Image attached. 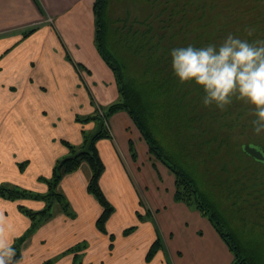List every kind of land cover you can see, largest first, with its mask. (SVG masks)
Returning a JSON list of instances; mask_svg holds the SVG:
<instances>
[{
	"label": "crops",
	"instance_id": "obj_1",
	"mask_svg": "<svg viewBox=\"0 0 264 264\" xmlns=\"http://www.w3.org/2000/svg\"><path fill=\"white\" fill-rule=\"evenodd\" d=\"M94 2L0 0V157L20 173L22 184L40 192L47 186L39 177H51L56 163L70 155L64 141L80 147L97 129L96 120L79 119L119 100L115 74L95 44ZM108 129L111 137L96 142L105 166L99 185L114 207L107 234L97 229L103 209L87 189L91 170L82 164L59 184L73 218L57 209L41 225L32 238L30 262L39 264L38 254L45 248L58 251L85 241L84 254L96 264H140L141 259L142 264H163L165 243L176 264H230L233 254L209 219L175 200V176L150 153L130 115L114 114ZM21 163H26L24 169ZM29 202L35 211L45 207ZM21 205L0 198V218L12 240L31 225ZM127 221L133 226L127 227ZM158 234L163 250L147 263ZM45 241L49 245L42 248Z\"/></svg>",
	"mask_w": 264,
	"mask_h": 264
},
{
	"label": "trees",
	"instance_id": "obj_2",
	"mask_svg": "<svg viewBox=\"0 0 264 264\" xmlns=\"http://www.w3.org/2000/svg\"><path fill=\"white\" fill-rule=\"evenodd\" d=\"M111 1L95 0L93 4L95 44L101 57L115 74L119 100L106 108H99L93 117L79 119L80 121L93 119L98 123L102 118L104 126L101 134L93 143L89 154H81L74 159H68L67 156L56 163L52 176L45 179L49 188L47 194L33 195L28 191L3 186L0 187V198L13 201L21 198L49 201L40 211L20 206L21 212L31 220L28 235L34 234L41 225L53 217L54 201L62 204L65 214L73 216L67 200L64 202L65 197L59 191V184L64 176L75 172L82 164H87L91 170L87 189L103 209L96 226L100 232L107 234L106 223L114 212V207L109 203L99 185L105 166L96 142L111 137L108 129L110 117L120 111H126L146 140L150 153L175 176V200L187 206H194L209 219L232 252L233 264H261L258 255L248 249L245 250L235 233L225 230L223 216L217 207L201 191L198 183L187 170L180 166L181 161L164 153L153 131L159 130L158 121H164L175 143L179 145L181 151L185 152L183 156H190L199 165L203 164L201 163L203 161L205 164L214 165L220 160L225 164L239 165L238 159L242 150L245 160L253 161L255 169L250 175L256 178H246L249 174L242 172L241 184L247 185L248 179L257 181V177L264 178V162L247 155L243 150L244 145L241 144V137H244L246 144L264 151L255 139H249L243 135L246 125L242 124L241 130V125L238 124V120L242 122L246 120L250 122L249 125L247 124V130L253 129L251 121L255 117L252 115L251 106L234 100L224 112L214 105L205 107L202 103V90L194 83L179 82L172 72L169 56L170 50L175 47L189 44L195 46L218 44L229 34L249 40L264 39V0H138L137 3L133 0L134 2L130 5L124 2L125 11L123 15L114 18L115 20L111 18L113 13ZM38 6L42 11L39 4ZM111 19L114 20L112 23ZM246 29H255L251 37L247 35ZM33 31H35L34 28L29 32ZM89 135L85 136L83 145L80 147L72 146L64 141L70 149V155L85 147ZM130 144L133 148V142ZM243 163L241 162L240 165ZM25 164L21 163L20 167L23 168ZM226 173L234 174L239 180V177L235 175L239 173H236L234 168ZM254 184L256 187V183ZM219 185L220 183L216 184L217 190L221 188ZM246 188L249 190L246 195L253 193L254 196L251 195L243 204L241 193V209L243 210V206L254 207L256 213H261L264 185L261 189L259 186V189L255 191L248 186ZM220 195L221 191L217 196L220 197ZM238 200H240L238 197L232 199V204H239ZM134 230L135 227H132L125 234L128 235ZM28 235L21 236L14 242L17 259L22 256L21 247ZM162 250L163 242L158 234L145 261L152 262ZM74 257L78 258V255L74 253Z\"/></svg>",
	"mask_w": 264,
	"mask_h": 264
},
{
	"label": "rangeland",
	"instance_id": "obj_3",
	"mask_svg": "<svg viewBox=\"0 0 264 264\" xmlns=\"http://www.w3.org/2000/svg\"><path fill=\"white\" fill-rule=\"evenodd\" d=\"M136 3L138 0H135ZM140 1V0H139ZM124 2L127 4H132L133 0H112L111 1V10H113L112 17L111 18H117L124 13ZM139 13V12H138ZM114 19V20H115ZM111 19V23L114 21ZM237 117V115H236ZM246 117V116H245ZM238 119V117H237ZM240 119V118H239ZM245 120V118H244ZM159 122V130L153 131L154 136L156 140L158 141L160 147L164 150V153L167 155H170L172 157H175L176 160L179 159L181 161V167H184V169L187 170V172L192 176V178L198 183L201 191L205 193L207 198L213 202V204L217 207L219 212L223 216V225L227 232H233L235 233L238 238L241 240L243 247H245V250L248 249V251H251L258 255L260 258L261 264H264V198H263V210L262 214L260 212L256 213V208H251L247 206H243V210L241 209V193L243 196L242 203L244 204L247 199L251 197V195L254 196V194L246 195V192L249 191L246 187L248 186L249 189L252 191L258 190L259 186L260 189L264 185V178L257 177V181H249V179L246 181L247 185L245 183L241 184V173H248L249 175L247 177H253L256 178V176H251L250 173H252L253 169V161L251 160H245V155L241 150V156L238 159L241 162H244L242 165L235 164V163H227L225 164L220 160L218 164H208L203 163L199 165L198 162H196L193 158L190 156H183L185 153L184 151H181V148L179 145L175 143L174 137L169 133L166 129V125L164 121H158ZM238 124L241 125L242 130V124L246 125V128H244V134L245 136L249 137V139H255L258 144H260L264 148V133L257 136L253 129L247 130V124L249 125L250 122H242L241 120H238ZM155 127L153 128V130ZM242 135V134H241ZM241 144L245 145L246 142L244 141V137H241ZM240 153V152H239ZM238 153V154H239ZM2 158L0 157V187H10V188H17L22 191H28L29 193H32L33 195H44L49 192L48 184L45 182V179L47 177L40 176L37 180L39 183H43L47 186V191L40 192L33 188L27 187V183L24 181V183H21V175L19 172H16L14 169L8 167V165H3ZM175 160V161H176ZM177 162V161H176ZM178 163V162H177ZM26 166V165H25ZM27 168V167H26ZM236 170L235 174L237 177H239V180L234 176V174H227L229 170ZM24 169V168H23ZM19 170V169H18ZM26 174V172H23V175ZM34 175L32 174L31 177ZM30 178V176H29ZM50 178V177H49ZM245 178V177H244ZM237 179V180H236ZM220 183L219 187H221L219 190H217L216 184ZM256 183V187L255 184ZM243 185V186H242ZM244 189V190H243ZM243 190V191H242ZM221 191L220 197L217 196V194ZM242 191V192H241ZM261 192V191H260ZM264 196V195H263ZM240 198L239 204H232V199L234 198ZM21 201V204L25 206V208H29V201L34 204H39L43 202L46 205L49 203V201L39 200V199H33V198H21L19 199ZM66 198L64 199L65 202ZM256 201V199H255ZM232 206L230 207V205ZM44 207V208H45ZM192 211H196V208L194 206H188ZM57 209L62 210V204L58 203L57 201L53 202L52 206V212H56ZM255 209V211H254ZM71 211V210H70ZM259 211V210H257ZM255 212V213H254ZM207 218L206 216H204ZM73 218V217H70ZM208 219V218H207ZM30 220V219H29ZM31 222V220H30ZM133 222H137V218L133 217ZM132 221H127L128 226H133ZM30 229L29 227L24 230L21 233H16L19 236L28 235V231ZM17 232L20 230L15 229ZM38 231V229L34 232V234ZM32 233L31 235H28L26 241L21 247V255L23 257L22 264H33L30 262L33 258V254L35 252L34 246L32 247V238L34 236ZM16 237V239L18 238ZM87 237H91V235H87ZM94 238V237H93ZM86 240L89 241L88 238ZM15 242V239L13 240ZM122 242V241H121ZM40 244V243H39ZM43 246H48L49 242L45 241L43 243ZM87 242L83 241L76 245H73L70 248H67V246H62L58 249V251L52 249L51 247L45 248L41 253L38 254V262L39 264H96V261L91 257V255L87 254L90 261H88V257L86 254H84V250L87 247ZM134 246H139L137 243ZM166 247V254L164 257L163 254V264H176L174 261V258L171 256L170 248L171 246L168 245V243H165ZM137 251L140 249V247H136ZM247 252V251H246ZM74 253L78 255V258L74 257ZM139 257V255H138ZM71 258V259H70ZM87 258V259H86ZM134 258L136 260V257L134 255ZM87 260V263H86ZM234 260V257H233ZM231 261L230 264H233L234 261ZM69 261V262H66ZM144 262V259L140 264Z\"/></svg>",
	"mask_w": 264,
	"mask_h": 264
},
{
	"label": "clouds",
	"instance_id": "obj_4",
	"mask_svg": "<svg viewBox=\"0 0 264 264\" xmlns=\"http://www.w3.org/2000/svg\"><path fill=\"white\" fill-rule=\"evenodd\" d=\"M251 37L255 29H246ZM172 72L181 84L194 83L203 92L205 107L227 111L234 100L253 109L254 133H264V39L249 40L229 34L220 43L179 46L170 50ZM14 241L0 218V264H22Z\"/></svg>",
	"mask_w": 264,
	"mask_h": 264
},
{
	"label": "water",
	"instance_id": "obj_5",
	"mask_svg": "<svg viewBox=\"0 0 264 264\" xmlns=\"http://www.w3.org/2000/svg\"><path fill=\"white\" fill-rule=\"evenodd\" d=\"M103 126H104V120L101 118V119H99L97 129L89 135L85 147L82 150H80L79 152L68 156L67 158L68 159H74V158H77L78 156H80L81 154H89L93 143L95 142L97 137L101 134V132L103 130ZM243 150L247 155H249L253 159L260 161V162H264V151L257 148L256 146H253L251 144H245L243 146Z\"/></svg>",
	"mask_w": 264,
	"mask_h": 264
}]
</instances>
